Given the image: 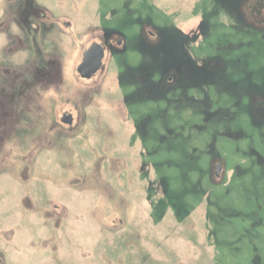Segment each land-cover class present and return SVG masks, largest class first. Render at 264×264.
Segmentation results:
<instances>
[{"label":"rangeland","instance_id":"374dc122","mask_svg":"<svg viewBox=\"0 0 264 264\" xmlns=\"http://www.w3.org/2000/svg\"><path fill=\"white\" fill-rule=\"evenodd\" d=\"M0 264H264V0H0Z\"/></svg>","mask_w":264,"mask_h":264},{"label":"water","instance_id":"95a60500","mask_svg":"<svg viewBox=\"0 0 264 264\" xmlns=\"http://www.w3.org/2000/svg\"><path fill=\"white\" fill-rule=\"evenodd\" d=\"M103 57V51L100 45H91L82 56V61L77 67L78 73L82 77H90L95 73L101 65V60ZM64 122H70V116L64 115ZM218 168V167H217Z\"/></svg>","mask_w":264,"mask_h":264},{"label":"flooded vegetation","instance_id":"af4514ba","mask_svg":"<svg viewBox=\"0 0 264 264\" xmlns=\"http://www.w3.org/2000/svg\"><path fill=\"white\" fill-rule=\"evenodd\" d=\"M108 42V44L110 45L111 44V40L109 39V41H107ZM121 43V40H117V44H120ZM94 44H98V45H100L101 46V48H102V51H103V57H102V60H101V65H100V67L98 68V70L95 72V73H93L90 77H82L79 73H78V71H77V67H78V65L81 63V61H82V56H83V53L91 46V45H94ZM106 47H108V45L107 44H101V43H98V42H93V43H91V44H89L88 45V47H86V49L84 50V52L82 53V56H81V60H80V62H78V64L76 65V67H75V71H76V75H77V80H78V82L80 83V84H83V83H87V82H92L93 81V77H94V75L100 70V68H101V66H102V63H103V59H104V57H105V52H106ZM169 78L168 79H173V76H168ZM69 115L70 116V122L69 123H67V122H64L63 121V118H64V115ZM56 122H57V124H60V125H62V126H64V125H68V126H70V125H72L73 123H74V116L71 114V112L70 111H62V114H61V116L59 117V119H58V121H57V119H56ZM219 168V166L217 165L216 166V170ZM254 262H258V260L257 259H255V261Z\"/></svg>","mask_w":264,"mask_h":264}]
</instances>
